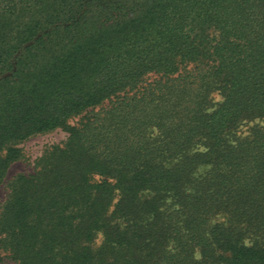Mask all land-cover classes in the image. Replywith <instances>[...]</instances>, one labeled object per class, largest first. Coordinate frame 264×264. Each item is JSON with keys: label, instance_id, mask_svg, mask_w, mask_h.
<instances>
[{"label": "trees", "instance_id": "16d2710c", "mask_svg": "<svg viewBox=\"0 0 264 264\" xmlns=\"http://www.w3.org/2000/svg\"><path fill=\"white\" fill-rule=\"evenodd\" d=\"M254 119L264 0H0V183L15 142L68 134L10 181L0 249L16 264H264V125L236 133Z\"/></svg>", "mask_w": 264, "mask_h": 264}, {"label": "rangeland", "instance_id": "374dc122", "mask_svg": "<svg viewBox=\"0 0 264 264\" xmlns=\"http://www.w3.org/2000/svg\"><path fill=\"white\" fill-rule=\"evenodd\" d=\"M221 100V96L217 92L211 94V104L215 105ZM82 115L74 116L69 119L68 123L73 125L80 121ZM264 125V119L243 120L237 129V135L244 136L249 131L253 124ZM67 132L63 127L32 135L24 140L17 141L13 144L14 147L20 150V157L11 161L7 167L6 174L0 183V207L9 192V183L18 174L29 175L33 174L37 167L38 159L45 153L46 150L53 146H59L64 143L67 138ZM4 153V152H3ZM221 217H217L220 220ZM100 236L94 240V245L98 244ZM246 243L250 239H245ZM0 264H16L9 256L8 252L0 249Z\"/></svg>", "mask_w": 264, "mask_h": 264}]
</instances>
